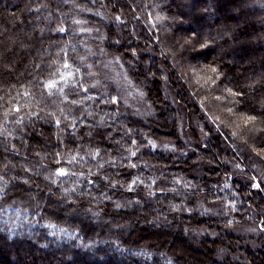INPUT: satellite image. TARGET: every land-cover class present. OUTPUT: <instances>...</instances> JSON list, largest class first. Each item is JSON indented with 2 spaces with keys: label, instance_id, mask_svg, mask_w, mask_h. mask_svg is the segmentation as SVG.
I'll list each match as a JSON object with an SVG mask.
<instances>
[{
  "label": "trees",
  "instance_id": "trees-1",
  "mask_svg": "<svg viewBox=\"0 0 264 264\" xmlns=\"http://www.w3.org/2000/svg\"><path fill=\"white\" fill-rule=\"evenodd\" d=\"M77 2L87 4L93 11L82 12L83 15L80 16L77 9L78 15H76L72 11L73 4L65 0H0V96L10 98L15 95L17 89L28 87L30 82L35 84L37 78L45 76L56 67L53 64L52 69L49 68L52 61L57 60L58 57L64 58L65 52L61 50L65 47L67 54L74 56L73 46L78 52L85 53L87 48L84 42L90 46L98 43L96 38L100 37L99 31L89 33L76 29H94L95 21L104 20V17L96 14V5L103 3L108 13L120 20L119 24L116 20H111L108 25L109 33L104 32V39L101 41L106 52L124 54L130 50L135 51L136 45L144 46L150 43L154 57L159 63L162 59L160 53L163 51L166 55L163 62L169 69L168 73L174 77L171 82L174 91L172 94L178 95L179 103L184 106L183 110H189L188 101H191L194 109L208 117L211 120L210 124L219 130L221 135H227L228 139H235L233 133L244 137L250 145L249 151L252 155L264 150V34L254 25L244 30L235 27L237 17L229 9L236 0H162V11L172 18L164 21L170 29L167 32L162 31L160 26L150 31L145 18L136 15L140 12V8H134L128 0H96V3H93V0H77ZM122 12L125 16L121 15ZM74 18L86 23L73 24ZM147 19L151 23L150 15ZM156 60L152 65L157 72H160L163 67H160ZM181 70H184V74ZM112 83V88H115L116 83ZM88 91L97 95V102L101 99L98 96V89L93 88ZM146 92L149 103L155 109V115L148 117L146 121L136 117V123L128 125L129 128L137 129L135 142L147 143L145 136L162 138L173 141L175 146L182 150L167 155L160 149L143 150V155L151 159L153 165L162 166L165 174L169 176V180H161L156 186L171 188V174L180 173L188 180L197 183L198 187L185 193L188 196L186 201L171 191L157 192L154 197L149 198L144 195L143 185L137 192H124L118 185L109 189L106 181L94 177L92 191L97 195L106 191L107 195L114 199H121L123 193L129 198L143 201L141 204H133L131 208L115 211L112 200L104 201L102 205L104 213L110 216L118 212L125 217L129 215L134 217L137 209L146 208V211L136 215V220L140 217H149L148 225L153 226L151 231L146 232L138 228L137 231L130 233L129 237H120L122 243L139 241L151 245L154 242H163L170 228L175 226L179 234L174 231L169 245L172 246L171 250L178 254L180 264H211L214 258L206 251L207 244L219 241L217 236L209 238L206 233L198 237L192 234L201 248L200 253L203 256H199L191 246L186 248L182 243L184 239L181 231V227L184 228L183 231L189 228L197 229L198 225L211 217L201 216L198 212L170 210L169 203L183 202L190 209L201 196V189L205 203L215 196L224 195L223 192H217L214 187L221 183L225 173L232 170L231 165L226 164L219 156L224 143L222 139L220 141V137L219 140L210 137L205 145H200L201 139L194 133L192 137L195 150L185 149L183 144L179 143L173 120L170 119V123L167 124L164 118H161L162 113L156 111L160 102L166 103L161 87L157 83L152 84ZM109 94L113 99L117 96L111 92ZM115 101L109 110L114 111L118 106L123 105V101L119 99ZM102 107L106 106L102 105ZM16 109L19 110V105H16ZM34 121L39 131L25 135L30 148L40 150L46 142L48 147H59L57 129L62 125L58 121L49 123L36 118ZM168 125L170 128H167ZM71 131L69 129V134ZM87 131V125L79 127L81 136ZM104 131L112 135L113 140H109L107 136H96L98 147L115 154L118 145L114 141L119 139L122 133L114 132L112 127ZM88 139L84 136V141ZM128 142L131 144L133 141ZM64 143L75 146V141L71 138H65ZM206 149H212L215 153L214 164L212 168L203 169L196 174L192 159L200 150ZM253 149L254 151H251ZM242 153L247 160V155ZM4 155L11 154L0 151V159ZM139 158L138 154L133 160ZM107 171L116 174L119 180L131 181L137 170L125 167L110 168ZM140 171L149 174L143 165ZM97 182H99L98 187ZM261 183L257 190L251 187L250 182L246 186L244 181L235 175L232 176L233 186H238L237 191L241 193V199L246 200V203L240 206L241 211L235 213L238 219H244L248 205L264 206V191L260 190L264 189V182ZM249 187H251L250 192ZM244 193L248 195L245 196ZM157 215L166 216L167 219L163 223L153 220ZM149 221L152 223L150 224ZM117 234L118 230L110 232L106 225L83 224L78 229L76 237L60 240L50 237L46 247L43 246L44 241L37 244L31 240L27 242L19 240L7 244L0 236V264H135L132 255L114 242L113 238ZM210 249L212 250L213 247ZM256 256L259 258L261 254L257 252ZM205 257L211 259V262H207Z\"/></svg>",
  "mask_w": 264,
  "mask_h": 264
},
{
  "label": "clouds",
  "instance_id": "clouds-1",
  "mask_svg": "<svg viewBox=\"0 0 264 264\" xmlns=\"http://www.w3.org/2000/svg\"><path fill=\"white\" fill-rule=\"evenodd\" d=\"M73 4L72 11L78 15L79 12L93 11L87 4H79L77 0H65ZM133 7H139L140 12L136 15L145 18L149 30L160 26L162 31L170 29L164 21L172 19L165 11H162V0H128ZM96 3V0H93ZM151 5V9H149ZM103 7V3H101ZM229 11L237 17L235 27L238 30L255 26L258 31L264 34V0H236ZM98 16L106 20H120L115 15H110L107 8L105 11L96 10ZM125 16V13H121ZM151 16V23L147 17ZM85 21L73 19V24H84ZM77 31L91 33L92 28H79ZM104 39L102 33L99 37ZM87 51L80 53L75 46L72 47L74 56L67 54V47L61 51L65 52L63 59L49 64L56 67L45 76L37 78L35 84L23 89H17L15 95L10 98L0 96V151L5 154L0 159V236L7 244L24 240H31L37 244L44 241L47 246L48 238L55 237L74 238L78 229L83 224L107 226L109 231L118 230L113 238L120 248L129 252L134 258L135 264H180L178 254L160 244H148L137 241L136 243L124 244L120 237H129L130 233L137 231L135 217H127L116 212L119 216L116 219L106 213L102 205L105 200L113 201V210L131 208L133 204H141L143 201L137 198H129L123 193L121 199L109 197L107 192L97 195L92 191L94 177H99L107 182V188L117 185L124 192H137L141 186L144 187L146 197H154L157 192H174L176 196L187 200L185 194L191 189L198 187L197 183L188 180L183 174H171V188L157 187L161 180H169L162 166L153 165L152 160L143 155L144 149H160L165 155L168 153L181 152L173 141L162 138H151L145 136L147 143L135 142L137 129L129 128V124H135L136 117L143 118L155 115V109L147 99L145 86L147 75L136 83L128 75L125 69L115 57L104 67L113 69L119 68L118 90L116 95L123 101L114 111L109 107L116 101L109 94L108 86L104 80H112L115 77L107 73L97 72L88 57L93 54L92 48L86 43ZM195 46L193 45V48ZM151 51V49H146ZM136 56L135 53H133ZM140 61V57L136 56ZM130 65L132 61H127ZM145 65L147 61H143ZM87 69V71H84ZM167 79V77H165ZM55 82L54 87H49L50 82ZM122 84L123 87L119 85ZM98 89L97 95L88 91ZM87 92V95L83 93ZM76 98L73 99L72 97ZM19 105V110L16 109ZM106 106V107H102ZM127 113V116H125ZM45 122L58 121L62 127L57 129L59 147H48L47 142L40 150L31 149L25 135L29 132H38L39 128L34 121ZM91 121L92 123H89ZM79 122V123H78ZM88 126L84 134L89 139L84 141V136L79 134V127ZM112 127L114 132L122 133L114 143L118 145L115 154L98 147L96 136H107L113 140V136L107 134L104 129ZM69 129L71 133L69 134ZM95 134V135H94ZM239 149L236 156L223 157L225 163L231 165V172L225 173L222 181L216 187L217 192H223V196H215L205 203L203 189L201 198L197 200L192 208L186 203L175 204L170 202L169 209L175 211L198 212L201 216L220 218L225 232L239 236L243 244L250 246L253 252L264 245V206L254 207L248 205L244 219H238L236 212L241 211V205L246 200L241 199V193L237 191L238 186H233L232 176L235 175L248 186L260 188L264 182V150L252 155L249 151L250 145L244 137L233 133ZM65 138L75 141V146L64 143ZM132 140L130 144L128 141ZM19 141V143H15ZM251 151H254L251 150ZM244 152L247 160L241 155ZM139 154L140 158L133 160ZM20 157V159H16ZM203 160L204 158L201 157ZM141 165L148 170L149 174L140 171ZM136 169V174L131 181L119 180L116 174L107 169L119 168ZM63 170V171H61ZM99 182H97V187ZM249 187V192L251 191ZM264 191V189H260ZM245 196L248 193H244ZM159 203V202H158ZM211 205V206H210ZM259 217V218H258ZM167 218L160 215L154 216L153 220L163 222ZM151 224L152 221H149ZM157 228L159 225L157 224ZM190 231L185 230V233ZM208 232L207 228L197 230V235ZM219 236L221 233L215 231L210 233ZM191 243V241H189ZM223 255L220 260L223 264H230L231 261L239 259V253H233L228 248L221 249ZM230 258V259H229ZM247 260V257L245 258Z\"/></svg>",
  "mask_w": 264,
  "mask_h": 264
},
{
  "label": "rangeland",
  "instance_id": "rangeland-1",
  "mask_svg": "<svg viewBox=\"0 0 264 264\" xmlns=\"http://www.w3.org/2000/svg\"><path fill=\"white\" fill-rule=\"evenodd\" d=\"M97 9L105 10L104 6L102 7L101 4L96 5ZM80 16L82 12H79ZM79 16V19L81 18ZM111 20H103L99 19V21H95L93 29V32H100L101 34L106 31L109 33V27ZM119 36V34L117 33ZM98 43H94L93 45H89L92 48L93 54L88 57V60L90 63H92L93 67L96 69L97 72L107 73L112 77H115V79L112 80H104L103 82L105 84H108L109 92L114 94L116 96L117 90H118V81H120V77L118 75L119 68H111V67H104L105 64H108L109 61H114L115 57H119L120 63L123 65L125 69H128V75L132 77V79L139 83L140 80L144 79L145 75H147V85L145 86V91L150 87L152 84H158L161 89L164 92L166 103L163 104L160 102L159 106L156 108L157 113L161 112V118H164V121H166L167 124H169L170 119L173 120L174 127H176L177 134L179 137V143L185 147L187 150H195V144L193 142L192 135L196 133L200 140V145H205L208 141V138L218 139L220 137V141L222 139V142L224 143V147H222V150L219 152L220 158L223 160V157H234L236 156V150L239 149V146L237 145L236 139H228L227 135H224L219 132V130H216V128H213V125L210 124L211 120L208 117H205V115L202 112H197L196 109H194L191 101H188L189 103V110L182 109L184 108L183 104L179 103L178 95H173L174 92L172 89L171 82L174 80L173 75H170L168 73V68L165 66L163 59L165 58V53L162 51L161 54V61L156 60L154 57V51L152 48V45L150 43H147L146 45H136L135 51L130 50V52H126L124 54L118 53H108L104 50L103 42L98 37L96 38ZM88 44V43H87ZM100 48V49H99ZM146 49H151V51H147ZM133 53L136 54V56L140 57V61L136 60V56L133 55ZM156 60L157 64H160V67H163V70L160 72H157L155 70V66H153V62ZM127 61H132L133 63L130 65L127 63ZM143 61H147L148 63L145 65ZM8 63V62H7ZM8 65V64H6ZM134 71V72H133ZM184 74V70H181ZM239 72V69L237 70ZM167 77V79H165ZM112 82L116 83L115 88H112ZM111 83V84H110ZM120 87H123L122 84L119 85ZM118 96L114 97V100H118ZM170 128V125H168ZM45 138V136H43ZM236 145V150H234L233 145ZM30 146V144H29ZM31 149V148H30ZM37 150L39 148H36ZM214 155L215 153L212 151V149H206V150H200L198 153L195 154V156L192 159V163L194 164V169H196V174H199L203 169L207 170V168H212L214 164ZM241 155L244 156V154L241 152ZM201 157L204 159L202 160ZM245 160H246V156ZM227 164V163H226ZM262 183H260V186ZM255 188V187H254ZM259 189V188H255ZM201 196L199 197V199ZM143 210V211H142ZM146 211L145 209H137L134 212L135 221L137 224V229L140 228L142 230H145L146 232L151 231V228L153 226L148 225V219L144 217H140L138 220H136V215L141 212L143 213ZM147 213V212H145ZM112 217L119 219V216L111 215ZM259 218V217H258ZM163 223V222H162ZM200 224V223H199ZM197 229L192 230L193 228H189L190 231L185 233L184 228L181 227V231L183 232V239L185 247L191 246L195 252L198 253L199 256H203L202 253H200V246L197 243V240L193 239L192 234L195 236H201L197 235V230L207 228L208 232H205L209 238H213L214 235H211L210 233L215 231L217 233H221V236H217L219 241L213 243H208V250L207 252L211 253V257L214 258L213 262L211 264H223V262L220 260V257L223 255L221 249L222 248H228L230 249L234 254L239 253V259L235 261L230 260V264H264V245H261L260 248L256 249L255 252H253L252 248L250 246H247L243 244L242 241H240L239 236L225 232L222 227V223L220 222V218L217 217H211L210 219H206L204 222H202ZM177 228L174 226L170 228V232L167 234L166 238L163 240V242H152L153 244H160L161 246L171 249L172 246H170V240L171 236L174 233V231ZM191 230L193 231L191 233ZM176 234V235H177ZM191 241V243H189ZM210 247H213L211 250ZM199 251V252H198ZM257 252L261 254V257L257 258L256 254ZM247 257V260L245 259ZM206 258V257H205ZM261 258V259H260ZM230 259V258H229ZM207 262L211 259H207Z\"/></svg>",
  "mask_w": 264,
  "mask_h": 264
},
{
  "label": "snow or ice",
  "instance_id": "snow-or-ice-1",
  "mask_svg": "<svg viewBox=\"0 0 264 264\" xmlns=\"http://www.w3.org/2000/svg\"><path fill=\"white\" fill-rule=\"evenodd\" d=\"M61 30H63V29H61ZM48 86L49 87H54L55 86V82L54 81L53 82H50ZM61 171H63V170H61Z\"/></svg>",
  "mask_w": 264,
  "mask_h": 264
}]
</instances>
